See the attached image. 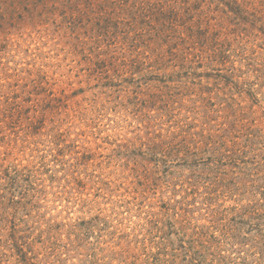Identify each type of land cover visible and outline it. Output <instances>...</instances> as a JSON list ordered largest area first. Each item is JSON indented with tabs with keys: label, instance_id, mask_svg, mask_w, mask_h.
I'll use <instances>...</instances> for the list:
<instances>
[{
	"label": "trees",
	"instance_id": "trees-1",
	"mask_svg": "<svg viewBox=\"0 0 264 264\" xmlns=\"http://www.w3.org/2000/svg\"><path fill=\"white\" fill-rule=\"evenodd\" d=\"M18 1L23 0H0V37L7 32L3 19L24 16V12L15 16ZM131 1L53 0L60 6L61 23L72 34L66 58H71V64L76 61V66L85 63L75 76L93 88L128 96L137 111L145 113L143 127L149 132L155 127L158 151L173 152L179 162L196 166L182 179L187 195L150 221L165 237L177 236L179 245L172 258H165L168 244L162 247L159 243L164 240L158 241L153 264L177 260L180 264L182 260L184 264H218L236 259L246 264L243 249L226 252L228 230L215 229L219 211L211 207L208 194L214 182H224L229 173L252 177L256 183L263 175L254 168L261 163L252 139L241 140L234 133L240 118L226 102L243 84L239 72L245 74L244 66L257 71L264 66L257 62L260 58L254 55L253 45L264 38V0ZM109 9L127 17L120 22V14L112 16ZM8 62L0 58L1 218L7 213L4 207L21 209L27 198L38 197L45 180H78L86 156L79 150V139L67 143L65 134L73 132L61 125L77 119L94 121V115L84 110L68 112L66 88L55 90L49 70L32 66L10 71ZM258 189L264 191V185L258 184ZM258 205L232 208L236 220L232 227L240 229L246 223L247 234L264 216V197ZM197 208L205 209L201 214L208 223L198 221ZM21 252L25 257L23 244ZM257 256L254 264H264V256Z\"/></svg>",
	"mask_w": 264,
	"mask_h": 264
},
{
	"label": "rangeland",
	"instance_id": "rangeland-1",
	"mask_svg": "<svg viewBox=\"0 0 264 264\" xmlns=\"http://www.w3.org/2000/svg\"><path fill=\"white\" fill-rule=\"evenodd\" d=\"M14 7L15 16L20 12L24 16L1 21L7 30L1 35L7 38L0 37V46L8 43L0 51L1 60H10V71L17 67L46 68L49 80L56 83L55 90L66 88L68 112L84 110L94 115V121L77 119L61 125L73 132L65 134L67 143L79 139V150L86 156L78 180H45L38 197L27 198L21 209L4 207L7 213L3 215L5 219L0 216V264H153V254L159 250L157 242L162 239L165 243L159 246L168 244L165 258H172L174 247H179L177 236L165 237L152 228L150 221L187 195L182 179L190 176L196 166L179 162L172 157L173 152L158 151L155 127L150 132L143 127L145 113L138 112L128 96L93 88L75 76L85 63L76 66V61L71 64V58H66L72 34L68 25L61 23L63 16H58L57 10L60 6L53 0H23ZM109 14H120V22L127 17L111 9ZM13 21L15 26H11ZM253 45L254 55L260 58L257 62L264 64V38ZM248 66H244L245 74L239 72L243 84L230 93L226 103L240 118L234 133L241 135V140L252 139L261 163L254 168L262 170L263 175L256 183L252 177L229 173L224 182H214L208 194L211 202L206 201L219 211L214 218L215 229L228 230L226 252L243 249L242 260L246 258V264H254L257 255L264 256V216L246 234V223L240 229L232 227L236 220L231 210L255 203L259 206L264 197V191L258 189V184L264 185V66L259 71ZM71 80H75L72 85ZM66 153L71 158L69 151ZM191 202L195 203L192 197ZM202 211L205 209L197 208L198 221L208 223ZM174 264H180V260Z\"/></svg>",
	"mask_w": 264,
	"mask_h": 264
}]
</instances>
